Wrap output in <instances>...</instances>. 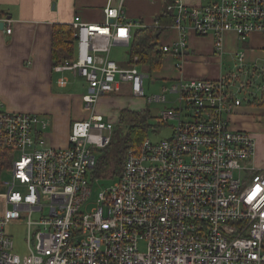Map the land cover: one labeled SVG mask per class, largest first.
I'll use <instances>...</instances> for the list:
<instances>
[{"label":"built area","instance_id":"1","mask_svg":"<svg viewBox=\"0 0 264 264\" xmlns=\"http://www.w3.org/2000/svg\"><path fill=\"white\" fill-rule=\"evenodd\" d=\"M123 3L107 0L101 23L75 15L72 56L53 65L87 85L81 101L88 116L70 123L65 147L47 145L48 120L8 111L0 102V152L10 155L0 172L11 171L10 181L0 184V264H264V171L249 164L253 138L225 118L240 104L230 90L235 76L180 79L164 87L177 102L159 114L161 123L176 120L170 136L156 142L146 137L128 150L116 181L96 191L92 206L82 210L98 181L91 174L94 151L110 143L117 123L96 112L98 101L126 87L135 99L167 102L165 94L144 95L148 75L136 56L125 66L110 57L113 46L128 47L132 31L141 27L125 17ZM165 8L174 12L169 27L178 38L162 51L175 57L177 69L189 31L212 34L217 52L228 31L239 41L264 34V0L188 6L167 0ZM1 22L11 34V20ZM68 81L57 78L60 87ZM244 86L239 81L236 88ZM20 221L27 227L23 255L5 231ZM139 240L146 241L145 251Z\"/></svg>","mask_w":264,"mask_h":264},{"label":"crops","instance_id":"2","mask_svg":"<svg viewBox=\"0 0 264 264\" xmlns=\"http://www.w3.org/2000/svg\"><path fill=\"white\" fill-rule=\"evenodd\" d=\"M107 0H0V22L7 18L11 20V34H6L0 28V102L11 112H28L38 114L48 120L50 125L45 129L44 136L47 145L49 137L46 130L54 125L62 133L60 145L65 147L68 141L69 126L73 120L66 111L72 108L77 100L81 105L80 117L88 116L83 109L81 96L71 100L64 90L69 86L79 84L87 89L86 82L74 76L72 72L53 71L50 57L51 32L54 24H69L74 16H79L83 22L101 23L103 9ZM184 5H205L208 0H179ZM167 0H124L123 12L128 19L137 20L141 27L152 26L155 17L165 10ZM178 38L177 30L168 27L158 37V44L164 46L171 44ZM123 46L125 45H116ZM243 59L239 62V54ZM111 57V56H110ZM128 57V55H127ZM128 59L119 65L128 64ZM175 57L165 53L161 67L157 74L159 79H169L172 83L180 79L208 78L220 79L223 76V62L241 67V81L245 82L243 89L235 87L234 99L240 104L234 106L226 117L230 127L234 130H243L254 140V153L250 158L255 170L264 171V105L260 103L262 90H264V34L253 32L244 41H239L235 32L228 31L222 37L220 52L214 49L212 34L197 35L189 31L185 59L179 69L174 66ZM142 71H150L147 66L140 65ZM64 75L68 84L60 87L57 78ZM227 76V75H226ZM231 90V89H230ZM232 91V90H231ZM240 93L241 96H238ZM107 95L100 99L96 112L109 117L117 113L113 111V98H131L122 88L120 94ZM140 103L144 99H136ZM109 103V104H106ZM50 104V106H45ZM49 107V108H48ZM124 106H120L123 108ZM80 108V106H79ZM144 109V108H140ZM118 111V110H116ZM42 113V114H41ZM60 119V120H59ZM51 121V122H50ZM54 129V127H53ZM47 139V140H46Z\"/></svg>","mask_w":264,"mask_h":264},{"label":"trees","instance_id":"3","mask_svg":"<svg viewBox=\"0 0 264 264\" xmlns=\"http://www.w3.org/2000/svg\"><path fill=\"white\" fill-rule=\"evenodd\" d=\"M174 12L165 10L155 17L154 25L135 28L128 45V64L144 65L150 71L159 70L165 53L157 42L160 34L173 23ZM74 44L73 28L69 24H54L51 32L50 57L53 65L72 56ZM246 86V85H245ZM244 86V87H245ZM244 87L240 88L243 89ZM260 103L264 105V90L261 91ZM151 111L148 108L133 110L124 108L119 111L110 143L96 160L91 174L93 178H113L120 175L127 151L137 149L148 136L152 128ZM10 155L0 152V169L8 162ZM2 162V163H1Z\"/></svg>","mask_w":264,"mask_h":264},{"label":"rangeland","instance_id":"4","mask_svg":"<svg viewBox=\"0 0 264 264\" xmlns=\"http://www.w3.org/2000/svg\"><path fill=\"white\" fill-rule=\"evenodd\" d=\"M209 1V0H208ZM129 47H123V46H113L111 48L110 51V56L111 58L115 61V62H122L124 63L127 60V55H128V49ZM138 67H140V65H137ZM241 67L238 68L234 67L233 64H228L226 65V62H223V76L226 77H233L234 78H230V89L235 92V87L238 84L239 81H241ZM146 75H148V77H145L143 80V87H144V95L146 97H151V96H156V95H161V94H165L166 98H167V102H157V101H150L148 102L146 99L140 103L139 101H137L135 98L131 97V98H119V97H115V95L113 97L114 100L113 101V106H109L108 108H113V111L117 113V119H116V114H113V118L116 119V121L118 120V114L119 111L121 109L124 108H129V109H133V110H139L140 108H148L151 111V124L154 125L152 126V128L149 130V134L147 136V138L153 142L159 141L163 138H167L168 136H170L171 132H172V126H175L176 120L175 119H168L167 122H160V118H159V114L160 112H162L163 110H165L166 108H174L177 105L176 102V94L167 91H162V89L165 87L167 89H169V87L172 84V81L169 79H159L156 78L154 74H157L158 71H145L144 72ZM68 95L71 97L72 99H75L76 97H80L83 93L87 92V89L79 84H75L72 87H68L66 89H64ZM235 94L237 95L238 92H235ZM238 96H241L240 93ZM75 101V104L72 108H68V111H66L65 109V113H67L68 117L72 118V119H77L80 117L81 113L80 110L81 109V105L80 108L78 106L77 100H73ZM106 104H109L106 102ZM45 106H50V104H47ZM120 106H124L123 108H120ZM49 108V107H48ZM118 110V111H116ZM87 112V111H86ZM42 114V113H41ZM88 114V112H87ZM114 119H111L112 121H114ZM60 120V119H59ZM51 122V121H50ZM53 125H51L50 129L46 130V132L48 133V137L50 139L49 141V145L52 146L51 144L54 145H60V141L63 138L62 137V133L60 131H58L56 129V127L54 126L57 123H59L60 121H52ZM54 127V129H53ZM69 134V133H68ZM47 140V139H46ZM47 142V141H46ZM55 147V146H54ZM105 151L102 150H95L94 153L96 155V159L100 158L102 154H104ZM117 175H115L113 178H101L98 179V181L96 183H94L93 185V193L89 199V203L88 206L85 207L82 206V210L83 211H87L89 210V208L92 206V202L95 199V192L103 189L105 187L110 186L113 182L116 181L117 179ZM11 179V171L10 168L7 167L5 169L2 170V172H0V184H2L4 181H10ZM5 192V187L0 186V194ZM5 231L8 235H10L13 244H14V251H16L19 255H23L28 253V249H27V243H26V233H27V227L25 226L24 221H20V222H12L9 223L8 225L5 226ZM138 248L140 251H145L146 249V241L145 240H139L138 242Z\"/></svg>","mask_w":264,"mask_h":264},{"label":"water","instance_id":"5","mask_svg":"<svg viewBox=\"0 0 264 264\" xmlns=\"http://www.w3.org/2000/svg\"><path fill=\"white\" fill-rule=\"evenodd\" d=\"M0 28H3V24H2V22H0Z\"/></svg>","mask_w":264,"mask_h":264}]
</instances>
